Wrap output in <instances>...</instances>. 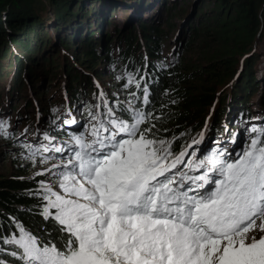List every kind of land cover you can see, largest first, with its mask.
I'll list each match as a JSON object with an SVG mask.
<instances>
[{"label":"snow or ice","instance_id":"6c2138e0","mask_svg":"<svg viewBox=\"0 0 264 264\" xmlns=\"http://www.w3.org/2000/svg\"><path fill=\"white\" fill-rule=\"evenodd\" d=\"M131 85L141 94L130 91L120 115L105 100L63 143L44 134L48 144L22 145L44 166L36 175L55 177L34 194L59 247L14 220L18 233L0 237L15 248L8 254L21 264H264V127L251 126L231 153L198 158L203 134L174 152L179 137L161 138L160 117L136 106L151 103L147 83L129 73L123 87ZM0 136H11L6 122Z\"/></svg>","mask_w":264,"mask_h":264},{"label":"rangeland","instance_id":"374dc122","mask_svg":"<svg viewBox=\"0 0 264 264\" xmlns=\"http://www.w3.org/2000/svg\"><path fill=\"white\" fill-rule=\"evenodd\" d=\"M132 1L127 4L126 7L111 5L110 8H115L111 12L109 8V11L106 9L100 13L97 12L93 14L86 27L80 30L76 28L68 29L64 26L60 27L62 28L61 30L65 31L62 32L64 33L62 35L63 41L59 38L58 34L60 33L54 27V23L49 22L47 30L48 36L45 37L43 46L37 47L34 45L33 41L31 42L34 47L32 49L36 50L33 55L31 54L35 61H30L25 55L21 54L19 48L8 45V48H11L14 55H8L2 60V57H0V122L7 123L8 131L11 133V136L9 138L0 136V176L9 177L15 175L23 178L27 176V178L32 179L37 178L38 182L41 180L52 182L55 179V177L48 174L36 175L37 172L43 170L44 166L38 162L34 164L32 160L28 159L29 153L22 147L23 144H31L33 148H37L40 145L33 144L32 140L44 141L41 135H39L42 133L41 131L44 127L38 124V121L43 120L38 119L42 117V115L49 116V120L52 121V119L56 120L53 117L56 112L55 117L60 120L61 124H63L62 122L64 120L71 118H75L79 122L76 125H66L67 127L51 129L50 134L55 137L57 141L55 144L59 142L63 143L68 140L69 135L72 133L79 134L84 131L90 119L88 109H91L93 112H100V108H96L95 106L102 100L100 98L101 92L105 94L107 100L112 102L113 109L120 115L117 105L123 106L130 98L120 89L117 79L111 76V71L124 64V51L129 45L128 38L130 35H133L134 39H139L137 42L136 40L134 41L135 49L132 50L130 56L131 59L133 58L136 61L134 65L135 71H140L142 67L141 70H144L145 74L143 75L141 84L143 85L146 82L149 87L148 84L153 81L152 73H150V66H153L152 62L155 60H152L153 58L148 55V51L144 46L143 29L141 27L143 23L146 25L153 23L163 32V40L159 41L160 48H158V50L161 54L159 58L162 63L166 62L170 63L172 66H178L181 73L188 72V74H186V80L189 82L186 83L187 88L183 89V91L192 90L196 92V99L203 96L201 91L205 90L204 93H209L213 87L212 85H214V80L207 79L205 75L207 72L206 70H211L216 64L220 66L223 63L220 61L222 58L228 60L229 63L233 62L235 57V60H237L235 67H242L248 57L247 55L243 57L237 54L239 50L241 51L239 35H234L232 32H219L217 33V39L212 40L207 37L209 34L205 36V32L201 34L197 31L196 20L200 11L203 10L207 12L212 4L208 5L204 2L198 5L197 0H143L142 4H139L137 0ZM180 10L181 12H179ZM166 21L168 22L166 23ZM172 22L175 24V27L170 29L169 24ZM209 22L212 24V19H209ZM100 27L102 33L98 31ZM93 31H96V34L93 35ZM72 32L74 33L71 36L73 40H67L65 34H70ZM76 33H78V35ZM89 36H93L96 43H90ZM138 42L141 44H138ZM2 44L3 43H0V50L2 47L7 48L6 45L3 44L2 46ZM87 44H92L95 50L98 51L97 54L99 56H105L108 53L112 54L115 58L114 65L108 66L103 61L99 63L96 68L86 66L87 69L83 64L78 65L75 61V55L78 54L77 52L84 50V46ZM78 49L80 50L78 51ZM58 53L59 57H57ZM128 53H126L125 56H127ZM227 56H229L228 59ZM17 57L22 59L23 63H25L24 65H28L32 68L33 71L32 74H30L33 77H31L30 74L27 75L25 72L22 78L24 82L29 85L27 90L22 89L21 91L19 90V93H12L14 82L20 75L17 77V70L10 65L12 63L15 64L13 59H16L17 66L19 65L20 61ZM48 57L51 58L52 61H58L55 65L53 64V66L57 67L55 69L53 68L57 73L47 74L43 71L42 68L46 67L48 63L46 61ZM66 58L68 60L70 59L71 62L74 60V64L80 69L81 76L89 79L88 83H81L78 92H75L73 87V91L67 87L68 81L66 77L69 73H64V59ZM262 61H264V59H262ZM263 63L264 62H261V65H263ZM50 68H52V66H50ZM220 68L224 70V67ZM197 69L199 71H196ZM129 73L134 75L133 70H129L126 76ZM44 74L45 76H43ZM258 79L259 84H261L260 77H258ZM93 84L97 86V92L91 95L92 92L90 91V87L93 86ZM190 84L196 87H190ZM201 84L204 86V89H202ZM221 87L222 86H219V91L216 89L217 92H214V101L208 107L207 116L202 120L201 124L198 125L200 121L199 118H197V120L194 119L192 125L186 127L184 131H178L168 137V139H171L173 136L179 137V139L174 142L175 144H173L174 152L182 150L188 143H191L194 138L199 139L201 134H203L202 143L198 146H194V148L198 147L199 149L197 152L198 158L210 154L212 150H220L218 140L224 136H227L228 140L232 138L238 141V144L233 145L231 149V152H233L234 149L239 150L245 144L251 126L264 127V100L260 99L261 104L258 101L259 94H261L262 97V85L255 88L256 92L251 93V100L248 104H245L247 105L245 109L251 112L250 116L246 115L242 117L240 116L241 114L236 112V116L230 117L228 120L223 118V120L221 119L216 124V121L214 122L213 120L214 114L212 113L215 112L220 95H222L227 85H224L223 88ZM15 89L18 88L15 87ZM69 95L71 96L70 102L72 105H68L65 101L66 97ZM73 96L75 98H73ZM75 104H80L79 112L84 119L77 114L76 107L74 106ZM175 105L176 104H173L172 106L174 107ZM136 106L140 107L137 102ZM229 106L230 103H228V107ZM260 107L263 108L262 111ZM229 110L230 108H228V112ZM21 111L25 113L19 114ZM232 114L235 113L232 112ZM167 125H170V121H165L162 124L165 128ZM192 126L195 128L194 131L191 129ZM157 128L159 129L158 125ZM25 129H27V131H25ZM172 129L173 127L169 132H171ZM56 130L62 132L61 134L66 133V135H56L54 133ZM184 142L186 143L183 144ZM227 146H229V143L223 144L224 150H226ZM192 151L193 149H189L190 153ZM39 158L38 154L37 160H39ZM188 158L189 157L185 159ZM42 204L43 202L41 206Z\"/></svg>","mask_w":264,"mask_h":264},{"label":"trees","instance_id":"16d2710c","mask_svg":"<svg viewBox=\"0 0 264 264\" xmlns=\"http://www.w3.org/2000/svg\"><path fill=\"white\" fill-rule=\"evenodd\" d=\"M131 1L132 0H0V43L7 46V48L2 47L0 50L1 60L8 55H14L11 48H8V45H10L19 48L21 54L25 55L30 61H35L31 54L33 55L36 50L32 49L34 47L31 42L33 41L34 45L37 47L43 46L45 37L48 36L47 30L49 22L54 23V27L60 33L58 36L63 41L62 35L64 33L62 32L65 31L61 30L62 28L60 27L64 26L68 29L76 28L80 30L86 27L93 14L97 12L100 13L106 9L109 11L111 5L126 7ZM137 1L139 4L143 3V0ZM204 2L208 5L212 4V6L207 12L203 10L200 11L196 20L197 31L201 34L205 32V36L209 34L207 37L212 40L217 39V33L219 32H232L234 35H239L241 51L239 50L240 52L238 51L237 54L243 57L247 55L248 57L242 67H235L237 60H235L234 57L233 62L229 63L228 60L222 58L220 61L223 63L220 66L216 64L211 70H206L207 72L205 75L207 79L214 80V85H212L213 87L209 93H204L205 90H203L201 91L203 96L196 99V92L192 90L183 91V89L187 88L186 83L189 82L186 80V74H188V72L181 73L178 66H172L170 63L166 62L162 63L159 58L161 57L158 50V48H160L159 41L163 40V32L153 23L149 25L144 23L141 24L144 46L148 51V55L155 61L152 62L153 66H150V73H152L153 81L148 84L151 103L144 106L139 100L136 102L140 107H144L146 111H151L154 117H160L159 120L154 119L153 123L159 126L160 131L158 135L161 138H168L171 134L173 135L178 131H184L186 127L192 125L194 119L197 120V118H199L200 121L198 125L201 124L202 120L207 116L208 107L214 101V92L216 89L217 91L220 90L219 86L223 88L224 85H227L222 95H220L215 112L212 113L214 114L213 120L214 122L216 121V124L221 119L223 120V118L228 120V118L236 116V112L241 114L240 116L242 117L246 115L250 116L251 112L245 109L247 108L245 104L249 103L251 100V93L256 92L255 88L260 87V85H262L263 92L262 97L261 94H259L258 101L260 103V99L264 100V63L261 65V62H264L262 61V59H264V0H197L198 5ZM114 9L115 8H110V12ZM179 12H181V10ZM209 19H212V24H210L211 22H209ZM167 22L168 21H166V23ZM174 27L175 24L173 22L169 24L170 29ZM98 31L102 33L101 27ZM72 34L74 33L65 34V38L70 41L73 40L71 37ZM76 34L78 35V33ZM94 34H96V31H93V35ZM89 39L90 43H96L93 36H89ZM128 39L129 45L124 51L123 56V59H125L124 64L119 68L113 69L111 71V76L116 79L118 76L124 77V79H117V83L127 97H129L128 93L130 91L136 92L137 96H139L141 90L136 89L134 85H131L128 89L123 87L127 81L126 74L129 70H133V76L140 80V82L145 74V71L141 70L142 67L140 71H135L134 65L136 61L130 57L132 50L135 49L134 41L136 40L137 42L139 39H134L133 35H130ZM138 44L141 43L138 42ZM79 50L80 49H78V51ZM97 52L98 51L95 50L92 44H87L84 46V50L77 52L78 54L75 55V61L78 65L83 64L85 67L88 66L90 68H96L102 61L108 66L114 65L115 58L112 54L108 53L105 56H99ZM126 53H128L127 56H125ZM57 57H59V53ZM228 58L229 56H227V59ZM17 59L20 61L18 66L16 59H13L15 64L12 63L10 65L17 70V77L20 75L14 82L12 93H19V90L21 91L22 89L27 90L29 85L24 82L22 76L25 72L29 75L30 73L32 74L33 71L31 67L24 65L25 63H23L21 58L19 59V57H17ZM46 61L48 63L46 67L42 68L43 71L47 74L57 73L53 70V68H57L53 66V64L55 65L58 61H52L49 57ZM64 64V73H69L66 77L68 81L67 87L70 88L71 91L74 89L75 92H78L81 83H88L89 79L81 76L80 69L74 64V60L71 62L70 59L68 60L66 58L64 59ZM50 66H52V68H50ZM220 67H224V70ZM196 71L199 70L197 69ZM31 74L30 76L33 77ZM43 76H45V74ZM258 77H260L261 84H259ZM15 87L18 89H15ZM190 87L196 86L190 84ZM202 89H204L203 85ZM90 91L92 92L91 95L96 93L97 86L93 84V86L90 87ZM73 98L75 97L73 96ZM104 98L108 106L112 107V102L107 100L105 96ZM70 100L71 96L69 95L66 97L65 101L71 104ZM228 103H230L229 107ZM80 104H75L78 105L76 108L79 114ZM173 104L176 105L173 107ZM121 107H118L119 114H121ZM228 108H230L229 112ZM260 108L262 111L263 108ZM232 112L235 114H232ZM23 113L25 112L21 111L19 114ZM55 114L56 112L53 117L56 120L52 119L51 121L49 120V116L42 115L41 120L43 119V122H39V125L44 127L48 136L50 135L51 129L61 128ZM123 118L127 119V116L124 115ZM165 121H170V125H167L166 128L162 126ZM170 127H173L171 132H169L171 129ZM165 129L167 131H165ZM191 129L194 131L195 128L192 126ZM54 133L59 136L66 135V133L61 134L62 132L58 130ZM54 142L55 141H52V143ZM32 143L38 145L34 141H32ZM185 143L186 142L183 144ZM38 185L37 178L32 179L27 178V176L23 178L15 175L9 177L0 176V237H7L12 233H18V229L14 224L15 220L23 224L25 228L32 231L33 234L42 236L45 240L50 238L53 242H57V246L59 247L58 235L53 230L51 221H44L43 217L39 215L42 208V200L39 196L34 194L39 187ZM45 230L52 233L51 237L45 234ZM0 248L5 250L0 251V260H4L5 264H21L20 261H17L8 254L10 251L15 250L14 246L6 245L0 240Z\"/></svg>","mask_w":264,"mask_h":264},{"label":"bare ground","instance_id":"6f19581e","mask_svg":"<svg viewBox=\"0 0 264 264\" xmlns=\"http://www.w3.org/2000/svg\"><path fill=\"white\" fill-rule=\"evenodd\" d=\"M104 101H105V98L103 99V100H101L100 101V103H99V105H101V107H100V112H103L104 111ZM67 104L68 105H70V103H68L67 102ZM72 105V104H71ZM75 107H77L78 105H74ZM76 111H77V108H76ZM77 114H79L78 112H77ZM70 115H72V114H70ZM80 116H81V118L82 119H84L83 118V116H82V114H79ZM39 120H41V117L40 118H38ZM254 119H257V118H254ZM57 120H59V119H57ZM39 122H41V121H38V124H39ZM59 124H60V126L61 127H67L66 125H64V124H61L60 123V120H59V122H58ZM244 127H245V125H244ZM30 131V130H29ZM42 133L41 134H39V135H41V138L44 140V134H47V132L44 130V129H42V131H41ZM242 132V131H241ZM29 135V134H28ZM48 135V134H47ZM49 137H53V136H51V134L49 135ZM231 140H228L227 139V136H224V137H222V138H220L219 140H218V143H219V148H220V150L221 151H223L224 150V148H223V144L224 143H229V146H227V148H226V151L227 152H231V149H232V147H233V145H237L238 144V141L237 140H235L236 142L235 143H232V138H230ZM32 141H34L35 143H37L38 145H41V144H43V143H45V144H48L49 143V141H46V140H44L43 142H41V141H39V140H32ZM55 142L54 143H56L57 141L56 140H54ZM59 144H61V142H59V143H57V145H59ZM187 158V157H186Z\"/></svg>","mask_w":264,"mask_h":264}]
</instances>
